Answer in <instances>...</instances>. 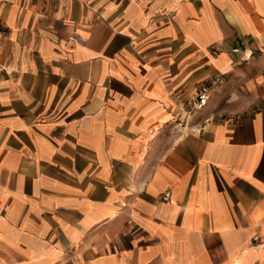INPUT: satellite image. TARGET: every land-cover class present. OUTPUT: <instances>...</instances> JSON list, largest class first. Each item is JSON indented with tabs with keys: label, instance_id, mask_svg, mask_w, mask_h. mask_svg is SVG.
Here are the masks:
<instances>
[{
	"label": "crops",
	"instance_id": "obj_1",
	"mask_svg": "<svg viewBox=\"0 0 264 264\" xmlns=\"http://www.w3.org/2000/svg\"><path fill=\"white\" fill-rule=\"evenodd\" d=\"M0 61V264H264V0H0Z\"/></svg>",
	"mask_w": 264,
	"mask_h": 264
},
{
	"label": "built area",
	"instance_id": "obj_2",
	"mask_svg": "<svg viewBox=\"0 0 264 264\" xmlns=\"http://www.w3.org/2000/svg\"><path fill=\"white\" fill-rule=\"evenodd\" d=\"M234 52H238L239 48H233ZM8 72V68L7 66H5L1 61H0V74L2 73H6ZM210 99V89L208 86L203 85L202 87H200V89L198 90L196 96H195V106L197 108H203L205 107ZM170 198V192H166L163 196V200L167 201ZM255 240L258 239V237L256 236L254 238Z\"/></svg>",
	"mask_w": 264,
	"mask_h": 264
},
{
	"label": "rangeland",
	"instance_id": "obj_3",
	"mask_svg": "<svg viewBox=\"0 0 264 264\" xmlns=\"http://www.w3.org/2000/svg\"><path fill=\"white\" fill-rule=\"evenodd\" d=\"M207 86V85H206Z\"/></svg>",
	"mask_w": 264,
	"mask_h": 264
}]
</instances>
